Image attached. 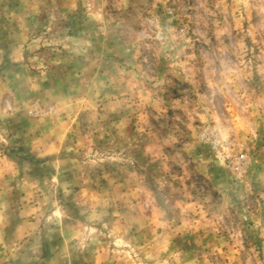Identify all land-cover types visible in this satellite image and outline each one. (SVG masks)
Instances as JSON below:
<instances>
[{
  "label": "rangeland",
  "instance_id": "rangeland-1",
  "mask_svg": "<svg viewBox=\"0 0 264 264\" xmlns=\"http://www.w3.org/2000/svg\"><path fill=\"white\" fill-rule=\"evenodd\" d=\"M0 264H264V0H0Z\"/></svg>",
  "mask_w": 264,
  "mask_h": 264
},
{
  "label": "crops",
  "instance_id": "crops-1",
  "mask_svg": "<svg viewBox=\"0 0 264 264\" xmlns=\"http://www.w3.org/2000/svg\"><path fill=\"white\" fill-rule=\"evenodd\" d=\"M62 242H63V243L67 242V239L62 238ZM61 251H63V250H61ZM58 257L60 258V256H58V255L56 256V255H55V256L53 257V261L55 260V258L57 259ZM53 261H52V262H53Z\"/></svg>",
  "mask_w": 264,
  "mask_h": 264
}]
</instances>
